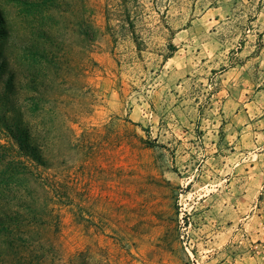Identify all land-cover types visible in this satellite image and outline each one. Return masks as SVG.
<instances>
[{
    "label": "rangeland",
    "instance_id": "1",
    "mask_svg": "<svg viewBox=\"0 0 264 264\" xmlns=\"http://www.w3.org/2000/svg\"><path fill=\"white\" fill-rule=\"evenodd\" d=\"M21 1L0 32L42 161L0 182V264H264V0Z\"/></svg>",
    "mask_w": 264,
    "mask_h": 264
},
{
    "label": "trees",
    "instance_id": "2",
    "mask_svg": "<svg viewBox=\"0 0 264 264\" xmlns=\"http://www.w3.org/2000/svg\"><path fill=\"white\" fill-rule=\"evenodd\" d=\"M21 2L29 10L30 8H39V6L45 3V0H22ZM127 23L128 29L131 31L132 40L137 44L138 40L134 32V21L129 19ZM107 28H110V24H107ZM85 35H89V33L85 32ZM0 37L2 39L0 43V127L6 137L5 143L0 145L7 146L14 152V155L9 152V156H4V159H0V182L8 184V182L21 175L26 176L29 172L27 166L32 162L40 163L42 158L41 152L33 141L30 129L25 125L19 113L16 98L18 90L22 89V87L18 86L14 80V78H18L16 72L7 67V57L4 53L6 43L5 27L0 32ZM44 38V42L39 44V46L37 45L36 50L31 53L32 55L38 54L37 75L43 79L39 80L36 78L37 75H33L30 79L28 87L37 93L41 91V83L48 79L51 68L55 67L58 62V57L50 46L52 42L47 38V34L45 33ZM48 42L50 44L47 45ZM1 219L2 216H0Z\"/></svg>",
    "mask_w": 264,
    "mask_h": 264
}]
</instances>
